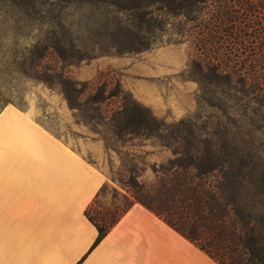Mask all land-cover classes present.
Returning <instances> with one entry per match:
<instances>
[{"label":"rangeland","instance_id":"374dc122","mask_svg":"<svg viewBox=\"0 0 264 264\" xmlns=\"http://www.w3.org/2000/svg\"><path fill=\"white\" fill-rule=\"evenodd\" d=\"M150 1L0 0V107L26 110L106 173L98 205L113 201L115 191L128 195L116 181L125 176L123 164L142 168L139 179L152 184L154 166L214 155L222 139L254 145L264 166V111L245 98L236 103L226 72L206 75L201 62L233 27L216 26L217 2L192 11H170L165 1L138 9ZM65 77L84 89L80 96L69 91L74 107L64 95ZM104 83L107 93L122 90L159 120L154 135L127 128L116 142L107 117L122 106V95L94 101ZM116 203L127 202L118 196Z\"/></svg>","mask_w":264,"mask_h":264},{"label":"trees","instance_id":"16d2710c","mask_svg":"<svg viewBox=\"0 0 264 264\" xmlns=\"http://www.w3.org/2000/svg\"><path fill=\"white\" fill-rule=\"evenodd\" d=\"M163 1L168 2L170 11L197 9L199 3L205 2L151 0L137 7L145 11ZM215 2L218 4L216 19H219L216 26L233 27L230 32L218 35L217 44L209 46L214 54L201 60L205 63L206 75L226 72L223 82L237 95L236 103H242L245 98L252 110L264 111V0ZM206 48L204 42L198 49L205 52ZM61 83L65 86L68 105L74 107V96L69 91L80 96L84 89L68 77ZM116 92L107 93L104 83L94 94L97 96L94 101L100 103L113 95H122V106L110 111L107 117L116 142L122 141L121 133L127 128L132 134L141 130L145 136L154 135L160 128L159 120L122 90ZM127 98L129 101L124 103ZM137 112L140 113L138 120ZM260 162L254 145L222 139L214 155L186 160L175 157L159 168L154 166L152 184L139 179L142 168L136 172L123 164L127 179L120 177L116 181L128 195L115 191L113 201L98 205L97 200L107 187L105 184L85 209V216L98 231L94 245L137 202L218 264H264V166ZM118 196L127 203L117 204Z\"/></svg>","mask_w":264,"mask_h":264},{"label":"crops","instance_id":"0c3cea01","mask_svg":"<svg viewBox=\"0 0 264 264\" xmlns=\"http://www.w3.org/2000/svg\"><path fill=\"white\" fill-rule=\"evenodd\" d=\"M108 175L26 110L0 111V264H218L140 203L94 245Z\"/></svg>","mask_w":264,"mask_h":264}]
</instances>
